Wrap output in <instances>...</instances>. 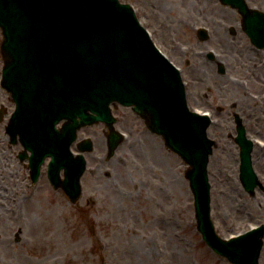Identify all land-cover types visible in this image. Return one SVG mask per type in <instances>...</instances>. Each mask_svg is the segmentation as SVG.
<instances>
[{
	"label": "rangeland",
	"instance_id": "obj_1",
	"mask_svg": "<svg viewBox=\"0 0 264 264\" xmlns=\"http://www.w3.org/2000/svg\"><path fill=\"white\" fill-rule=\"evenodd\" d=\"M121 1L134 6L157 45L172 61L185 68V79H188L187 71L193 67L198 75H207L208 100L215 99V105L222 108L215 107L213 111L226 127L209 129L210 136L218 142L209 162L212 216L218 233L230 237L264 223V145L256 144L253 152L254 168L263 186L251 194L239 176L240 147L234 139L237 131L233 114L239 112L244 118L250 136L264 139V120L259 118V115L264 118V112L252 108L257 100L263 102V99L250 95L253 79H250L251 88H247L231 78L236 74L234 68L227 65V73H220L216 63L203 59L206 53L199 52L222 51L215 33L221 37L225 49H230L225 31L236 23V13L220 0ZM249 2L264 9V0ZM201 25L211 28V39H199L196 26ZM3 39L0 28V106L8 109L4 120L0 121V143L1 138H8L6 126L15 109L11 94L1 84ZM207 62L214 65L210 67ZM205 69L207 74L202 75ZM112 110L117 117L114 125L127 134L113 157H105L108 150L105 123L98 122L79 131V139L91 136L95 142L94 151L86 154L88 168L82 176L79 201L69 200L64 191L55 190L44 177L38 186L43 196L48 193L51 197L40 211L44 217L38 213L34 218L27 211L20 216L19 210L14 211L12 235L22 229L21 235L30 237L33 262L234 264L212 250L197 228L194 195L186 176L189 165L166 146L161 135L149 130L131 107L115 103ZM95 181H99L98 192L93 190ZM49 222L53 223L50 231ZM49 232L53 241L46 244ZM260 264H264V248Z\"/></svg>",
	"mask_w": 264,
	"mask_h": 264
},
{
	"label": "water",
	"instance_id": "obj_2",
	"mask_svg": "<svg viewBox=\"0 0 264 264\" xmlns=\"http://www.w3.org/2000/svg\"><path fill=\"white\" fill-rule=\"evenodd\" d=\"M222 1L248 17H264L263 11L248 7L245 0ZM0 27L5 36L2 84L17 103L7 130L14 136L19 133L34 151L35 172L51 154L52 181L60 185L58 172L64 167L63 185L77 200L86 169L84 155L75 157L70 148L78 129L105 122L112 156L123 135L114 126L117 118L111 103L133 106L147 126L190 165L187 177L198 229L207 244L235 264L260 263L264 223L229 239L217 232L208 171L215 144L208 136L210 117L190 110L179 69L156 46L129 3L0 0ZM5 112L0 108V120ZM62 119L66 122L59 132L56 124ZM240 127V178L253 194L262 183L253 167V142ZM80 146L82 151L93 149L90 139Z\"/></svg>",
	"mask_w": 264,
	"mask_h": 264
},
{
	"label": "flooded vegetation",
	"instance_id": "obj_3",
	"mask_svg": "<svg viewBox=\"0 0 264 264\" xmlns=\"http://www.w3.org/2000/svg\"><path fill=\"white\" fill-rule=\"evenodd\" d=\"M232 10L237 15L235 17L236 23L227 27L225 31L228 32L227 38L231 44L230 49H225L220 39L221 37L218 33H215L214 35L219 37V44L222 47V51H218L217 54L206 52V56L203 59L215 62L219 72L221 66H223L225 74L227 73V65H230L235 69L236 73L230 77L239 83L241 81L247 88H251L250 79H253V91H250V95L255 99H259L261 96L263 102L257 100L252 108L254 110H263L264 112V45L262 44L264 38L252 39L244 28V15L238 10L233 8ZM196 33L198 35V29ZM212 62H207L210 67L214 65ZM189 67L190 62L187 61V68ZM203 72L207 74L206 69L202 70V75ZM187 74V92L190 105L202 110H208L212 113L213 120L209 129L213 126H223L225 128L227 124L225 126L221 124V119L215 116L213 111L215 107L219 110L222 108L215 105V99L208 100L209 82L206 79L207 75L206 77L198 75L194 67L192 70H188ZM219 97L221 98L222 96ZM233 114L234 118H236L239 112H234ZM259 118L264 120L261 115H259ZM243 122L247 131L248 128L246 127L244 118ZM254 124H256V121ZM235 128L237 131L236 122ZM256 134L259 133L256 132ZM252 136L258 137L255 135ZM234 139L236 141V136H234ZM0 144L2 146L0 148V195L3 196L2 199L0 198V264H39L38 261L33 262L32 260L33 253L29 248V244H31L30 237L24 234L21 235L22 229H20L19 234H15L14 232V235H12V232L13 227L15 230V210H19L18 214L22 216L24 214L23 211H26L27 207H38L40 205L43 193L40 191L42 188L40 189L38 185L44 177L50 182L48 166L44 162L38 177L35 179L29 158H22V155H29V151L24 148L22 142L13 141L12 138L8 137L1 138ZM61 176L63 177V172ZM98 186L99 181H95L94 191ZM32 188L37 189L33 190ZM53 188L63 191V187L61 186ZM32 198H34V201H31ZM19 221L20 223L22 222L20 219Z\"/></svg>",
	"mask_w": 264,
	"mask_h": 264
},
{
	"label": "bare ground",
	"instance_id": "obj_4",
	"mask_svg": "<svg viewBox=\"0 0 264 264\" xmlns=\"http://www.w3.org/2000/svg\"><path fill=\"white\" fill-rule=\"evenodd\" d=\"M99 187V186H98ZM98 189L99 188H97V189H95V192H98ZM93 190H94V187H93ZM33 197V196H32ZM49 198V202H50V200H51V197H50V194H46V195H44L43 197H42V200L40 201V205L38 206V207H27L26 208V211L27 212H31L32 213V215H33V217L35 218L36 217V215L39 213V214H41L40 213V211L41 210H43L47 205H46V203H47V199ZM31 201H34V198H32V200ZM26 211H23V213H25ZM42 215V214H41ZM50 215V214H49ZM42 217H44L43 215H42ZM44 219V218H43ZM50 225H53V223L52 222H49V224H48V230H49V226ZM59 227H57V229H58ZM57 229H55L56 231H57ZM50 231V230H49ZM59 232V231H58ZM32 234V233H31ZM30 235V234H29ZM52 241H53V239H52V234H51V232H49V235H48V238H46V244H51L52 243ZM43 242H45V241H43ZM31 243H33V241L31 240ZM51 248V245H49V249Z\"/></svg>",
	"mask_w": 264,
	"mask_h": 264
}]
</instances>
